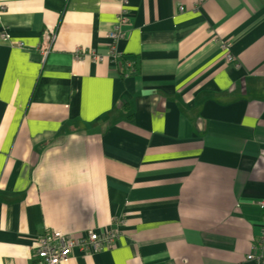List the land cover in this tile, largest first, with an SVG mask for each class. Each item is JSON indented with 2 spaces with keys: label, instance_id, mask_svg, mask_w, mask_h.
<instances>
[{
  "label": "crops",
  "instance_id": "0c3cea01",
  "mask_svg": "<svg viewBox=\"0 0 264 264\" xmlns=\"http://www.w3.org/2000/svg\"><path fill=\"white\" fill-rule=\"evenodd\" d=\"M260 199L264 0H0V264H254Z\"/></svg>",
  "mask_w": 264,
  "mask_h": 264
},
{
  "label": "built area",
  "instance_id": "2783aa9c",
  "mask_svg": "<svg viewBox=\"0 0 264 264\" xmlns=\"http://www.w3.org/2000/svg\"><path fill=\"white\" fill-rule=\"evenodd\" d=\"M180 10H182V8H180ZM123 23L124 19L121 18L118 22V26L109 34L112 43L125 38L121 27L123 26ZM222 49L225 52L226 62L232 63L234 58L230 52V44L226 42L222 43ZM113 51L114 48L112 45L109 53L112 60L115 61L118 56H114ZM83 53L84 51L78 48L75 51V56L80 57ZM91 55H94V53L91 52ZM126 68L129 72H133L132 64L130 62H127ZM255 206H257L263 213L261 230L256 246L253 248V254H248L245 258L247 261H251L254 264H264V199L256 201ZM115 231L112 230L102 235L94 231H88L86 234L79 237L62 235L59 233L41 236L36 240L34 264H61L68 259L75 249L84 254L98 253L107 250L112 247L117 239L118 232Z\"/></svg>",
  "mask_w": 264,
  "mask_h": 264
},
{
  "label": "trees",
  "instance_id": "16d2710c",
  "mask_svg": "<svg viewBox=\"0 0 264 264\" xmlns=\"http://www.w3.org/2000/svg\"><path fill=\"white\" fill-rule=\"evenodd\" d=\"M123 58H119L118 60H119V64H120V66H119V73L121 74V76H123L124 75V72H125V70H124V61L122 60Z\"/></svg>",
  "mask_w": 264,
  "mask_h": 264
},
{
  "label": "rangeland",
  "instance_id": "374dc122",
  "mask_svg": "<svg viewBox=\"0 0 264 264\" xmlns=\"http://www.w3.org/2000/svg\"><path fill=\"white\" fill-rule=\"evenodd\" d=\"M79 49H81V48H79ZM131 63V62H130ZM132 64V63H131Z\"/></svg>",
  "mask_w": 264,
  "mask_h": 264
}]
</instances>
